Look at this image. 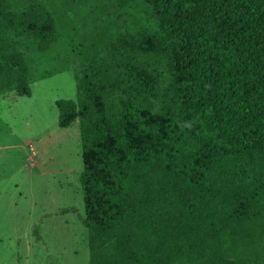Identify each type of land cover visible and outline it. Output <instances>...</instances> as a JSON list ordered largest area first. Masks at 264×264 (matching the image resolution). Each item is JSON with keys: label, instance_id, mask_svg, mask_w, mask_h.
<instances>
[{"label": "trees", "instance_id": "16d2710c", "mask_svg": "<svg viewBox=\"0 0 264 264\" xmlns=\"http://www.w3.org/2000/svg\"><path fill=\"white\" fill-rule=\"evenodd\" d=\"M77 72L90 264H264V0H143ZM44 1L0 0V95L30 97L25 49H50Z\"/></svg>", "mask_w": 264, "mask_h": 264}, {"label": "rangeland", "instance_id": "374dc122", "mask_svg": "<svg viewBox=\"0 0 264 264\" xmlns=\"http://www.w3.org/2000/svg\"><path fill=\"white\" fill-rule=\"evenodd\" d=\"M17 1H44L60 37L25 49L30 97L0 95V264H90L80 122L61 128L56 102L77 100L78 70L119 32L156 25L143 0Z\"/></svg>", "mask_w": 264, "mask_h": 264}]
</instances>
